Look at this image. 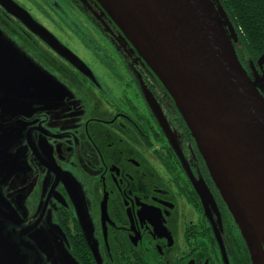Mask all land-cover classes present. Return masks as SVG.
Listing matches in <instances>:
<instances>
[{"label": "flooded vegetation", "instance_id": "af4514ba", "mask_svg": "<svg viewBox=\"0 0 264 264\" xmlns=\"http://www.w3.org/2000/svg\"><path fill=\"white\" fill-rule=\"evenodd\" d=\"M68 1L96 35L92 58L44 28L81 65L0 6L5 262L252 264L165 87L95 0Z\"/></svg>", "mask_w": 264, "mask_h": 264}, {"label": "water", "instance_id": "95a60500", "mask_svg": "<svg viewBox=\"0 0 264 264\" xmlns=\"http://www.w3.org/2000/svg\"><path fill=\"white\" fill-rule=\"evenodd\" d=\"M95 1L171 96L252 264H264V52L258 70L243 68L217 0ZM0 6L57 55L81 65L16 3ZM9 253L0 222V264L11 261Z\"/></svg>", "mask_w": 264, "mask_h": 264}, {"label": "rangeland", "instance_id": "374dc122", "mask_svg": "<svg viewBox=\"0 0 264 264\" xmlns=\"http://www.w3.org/2000/svg\"><path fill=\"white\" fill-rule=\"evenodd\" d=\"M15 1L30 8L31 15L81 59L88 61L92 58L91 54L97 52L93 50L97 44L95 42L90 43L89 40H96V35L92 32L85 20L78 15L68 0ZM55 4L61 8V11H58L59 9ZM86 43L87 45H85ZM238 46L241 47L239 44ZM32 47L36 48V50L32 49V51L42 57L41 53H44L42 48L36 44ZM19 57L20 55L16 56V58Z\"/></svg>", "mask_w": 264, "mask_h": 264}, {"label": "trees", "instance_id": "16d2710c", "mask_svg": "<svg viewBox=\"0 0 264 264\" xmlns=\"http://www.w3.org/2000/svg\"><path fill=\"white\" fill-rule=\"evenodd\" d=\"M217 2L235 31L237 42L234 48L239 62L248 72L251 65L258 70L256 62L264 52V0H217Z\"/></svg>", "mask_w": 264, "mask_h": 264}]
</instances>
